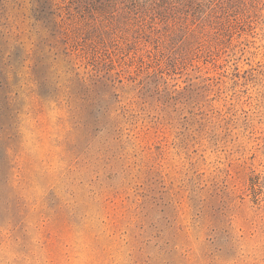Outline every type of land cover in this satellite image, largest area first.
I'll use <instances>...</instances> for the list:
<instances>
[{"label":"rangeland","instance_id":"1","mask_svg":"<svg viewBox=\"0 0 264 264\" xmlns=\"http://www.w3.org/2000/svg\"><path fill=\"white\" fill-rule=\"evenodd\" d=\"M0 264H264V0H0Z\"/></svg>","mask_w":264,"mask_h":264}]
</instances>
